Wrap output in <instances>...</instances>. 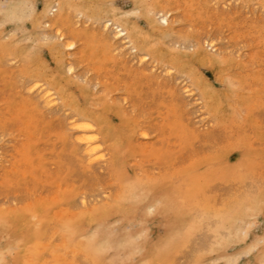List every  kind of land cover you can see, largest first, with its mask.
Here are the masks:
<instances>
[{
    "label": "rangeland",
    "instance_id": "rangeland-1",
    "mask_svg": "<svg viewBox=\"0 0 264 264\" xmlns=\"http://www.w3.org/2000/svg\"><path fill=\"white\" fill-rule=\"evenodd\" d=\"M47 1L0 0V264H264V0Z\"/></svg>",
    "mask_w": 264,
    "mask_h": 264
},
{
    "label": "bare ground",
    "instance_id": "bare-ground-1",
    "mask_svg": "<svg viewBox=\"0 0 264 264\" xmlns=\"http://www.w3.org/2000/svg\"><path fill=\"white\" fill-rule=\"evenodd\" d=\"M55 3V5L57 4V10H56V12L57 13H55L56 14V18H58V16L62 13V9H63V2L61 3V0H48L47 1V4H46V6H45V14H48L49 13V11H51V3ZM168 15H166V14H164L163 15V21L164 22H166V23H169V21H168ZM53 24H54V26L55 25H57L58 24V21H57V19L53 22ZM52 26V25H51ZM57 34V33H56ZM61 35V39H64L65 38V36L62 34V33H60ZM115 34H116V36L117 37H123V39H125L130 45H131V48L132 49H134V50H137V46H136V44L133 42V38H132V36H131V33H130V31L128 30V28H126V27H124V26H122L121 24H117L116 25V31H115ZM74 35L75 36H77L76 35V33H74ZM211 41V40H210ZM63 42V41H62ZM76 43H77V40L76 39H74V40H71V41H69V42H67V46L68 47H74L75 45H76ZM210 43H212V42H210ZM145 57H147V54L146 55H144V58ZM144 60V59H143ZM72 64H74V62H72ZM70 65L69 66V70L70 71H73L74 70V66H75V64L74 65ZM76 68V67H75ZM34 83V85H35V87H41V88H43V86H44V83L43 82H41V81H39V80H37V81H34L33 82ZM47 84V83H46ZM33 85V86H34ZM49 85V84H48ZM30 88H31V86H30ZM29 88V89H30ZM29 89H27V91L29 90ZM38 89V88H37ZM37 89L34 91V93L37 91ZM39 90V89H38ZM43 90V89H42ZM29 92V91H28ZM37 92H39V91H37ZM38 94H40V93H38ZM54 94H56V93H54V91H53V89L52 88H49V87H47V88H44V93H43V98L40 96V98H42V99H47V101H48V103H50L51 101H54L55 100V98L53 99V98H51ZM40 95H42V94H40ZM57 95V94H56ZM61 97V96H60ZM51 98V99H50ZM41 100V99H40ZM42 102V101H41ZM62 102V101H61ZM43 103V102H42ZM45 105V104H44ZM46 105H47V103H46ZM45 105V106H46ZM61 105V104H60ZM61 107H63V105L61 106ZM62 109V108H61ZM60 110V109H59ZM72 116V115H71ZM74 116V115H73ZM71 117V119H70V121L72 120V118H74V117ZM80 118H82L81 116H80ZM76 119V118H75ZM73 123H74V127H72V126H69V127H71V128H74V129H76L77 131H76V134H81L80 136L79 135H75V136H77V138L74 136V138H75V140H78L79 142L81 141L82 143H84L83 144V146L86 144V146H87V151H86V153L87 154H92L95 150H97L98 148H99V146H100V137H99V134H100V132H99V129L96 127V125H95V123L92 121V120H90V119H87V118H82V119H80V121H73ZM71 128H69V129H71ZM2 134V133H1ZM79 142H77V143H79ZM114 144V143H113ZM111 146V145H110ZM82 147V146H81ZM107 150V149H106ZM85 152V151H84ZM106 152H104V154H105ZM111 153V152H110ZM83 154H85V153H83ZM107 155H109V154H107ZM116 155V154H115ZM99 156H101L102 157V155L101 154H99ZM100 157V158H101ZM104 157H105V155H104ZM99 158V157H98ZM111 160H113V158L111 159ZM94 161H96V160H94ZM97 162V161H96ZM92 163H93V161H92ZM133 192V191H132ZM52 197V196H51ZM55 197H57V196H54V197H52V198H54L55 199ZM82 198V197H81ZM88 200V199H87ZM26 205H28V207L30 206V204H26ZM108 205H110V204H108ZM22 208V207H21ZM25 208H27L26 206H25ZM32 207L30 206V208H27V210L28 209H31ZM91 208V207H90ZM7 209V208H6ZM13 210V209H12ZM12 210H10L11 212H12ZM71 211V210H70ZM4 213V212H3ZM91 213H93V211L91 212ZM13 214V213H12ZM59 214V213H58ZM73 216V215H72ZM72 216H70V217H72ZM63 218V215H61L59 218L60 219H62ZM62 222V221H61ZM64 222H62V225H64L63 224ZM67 228V227H66ZM39 244V243H38ZM37 244V245H38ZM42 244H44V243H42ZM62 249H63V246H62Z\"/></svg>",
    "mask_w": 264,
    "mask_h": 264
}]
</instances>
